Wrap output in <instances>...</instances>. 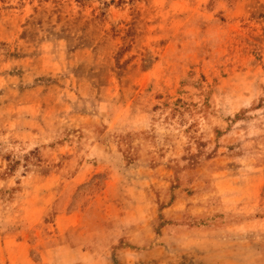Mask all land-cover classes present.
<instances>
[{
    "label": "rangeland",
    "instance_id": "1",
    "mask_svg": "<svg viewBox=\"0 0 264 264\" xmlns=\"http://www.w3.org/2000/svg\"><path fill=\"white\" fill-rule=\"evenodd\" d=\"M0 264H264V0H0Z\"/></svg>",
    "mask_w": 264,
    "mask_h": 264
},
{
    "label": "crops",
    "instance_id": "2",
    "mask_svg": "<svg viewBox=\"0 0 264 264\" xmlns=\"http://www.w3.org/2000/svg\"><path fill=\"white\" fill-rule=\"evenodd\" d=\"M173 222H174V221H173ZM175 222H176V223H173V224H170V225H171V226L178 225V224H177V221H175ZM165 226L167 227V226H169V224H166ZM123 235H124V234H123ZM121 237H122V236H121ZM121 237H118V238H117V241H119V240L121 239ZM129 247H130V246H128V248H129ZM129 249H130V248H129ZM111 251H112V249H110L109 252L111 253ZM105 254H106V253H101V255L99 254V256H98L97 259H98V260H103V262H104L105 259H100V258H102V255H105Z\"/></svg>",
    "mask_w": 264,
    "mask_h": 264
}]
</instances>
